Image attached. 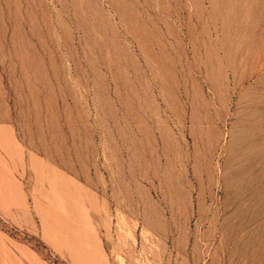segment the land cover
Instances as JSON below:
<instances>
[{
  "label": "rangeland",
  "instance_id": "1",
  "mask_svg": "<svg viewBox=\"0 0 264 264\" xmlns=\"http://www.w3.org/2000/svg\"><path fill=\"white\" fill-rule=\"evenodd\" d=\"M0 264H264V0H0Z\"/></svg>",
  "mask_w": 264,
  "mask_h": 264
}]
</instances>
